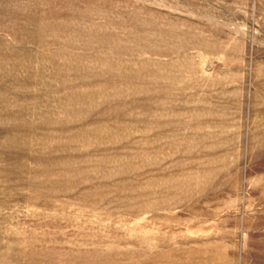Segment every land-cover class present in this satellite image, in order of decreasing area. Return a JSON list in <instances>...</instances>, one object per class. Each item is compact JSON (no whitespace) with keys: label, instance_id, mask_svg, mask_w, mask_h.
<instances>
[{"label":"rangeland","instance_id":"rangeland-1","mask_svg":"<svg viewBox=\"0 0 264 264\" xmlns=\"http://www.w3.org/2000/svg\"><path fill=\"white\" fill-rule=\"evenodd\" d=\"M0 264H264V0H0Z\"/></svg>","mask_w":264,"mask_h":264}]
</instances>
